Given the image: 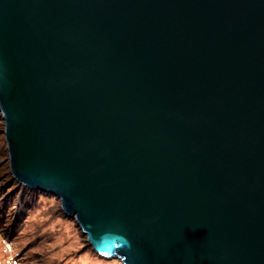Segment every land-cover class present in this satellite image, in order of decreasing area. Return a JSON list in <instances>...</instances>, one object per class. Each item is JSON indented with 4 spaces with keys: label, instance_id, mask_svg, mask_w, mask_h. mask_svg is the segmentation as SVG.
<instances>
[{
    "label": "water",
    "instance_id": "obj_1",
    "mask_svg": "<svg viewBox=\"0 0 264 264\" xmlns=\"http://www.w3.org/2000/svg\"><path fill=\"white\" fill-rule=\"evenodd\" d=\"M13 178L122 264H264V0H0Z\"/></svg>",
    "mask_w": 264,
    "mask_h": 264
},
{
    "label": "trees",
    "instance_id": "obj_2",
    "mask_svg": "<svg viewBox=\"0 0 264 264\" xmlns=\"http://www.w3.org/2000/svg\"><path fill=\"white\" fill-rule=\"evenodd\" d=\"M4 131L0 110V264H88L83 259L87 252L96 264L121 263L94 252L75 219L62 210L59 198L13 178ZM68 228L74 232V243L56 245V237Z\"/></svg>",
    "mask_w": 264,
    "mask_h": 264
},
{
    "label": "rangeland",
    "instance_id": "obj_3",
    "mask_svg": "<svg viewBox=\"0 0 264 264\" xmlns=\"http://www.w3.org/2000/svg\"><path fill=\"white\" fill-rule=\"evenodd\" d=\"M72 229H70V228H68V229H66V230H63L62 229V233H61V235H58L57 237H56V239H55V242H56V245H67L69 242V245H72V243H74L73 242V240L74 239H71L73 236H74V232H72L71 231ZM71 240V241H70ZM87 241V240H86ZM64 242H66L65 244H64ZM1 247V246H0ZM76 247H79V244H78V246H76ZM84 258V260L88 263V264H96L95 262H94V260L92 259V258H90L89 257V253L87 252L84 256H83ZM22 264H30V262L28 263V262H21ZM104 264H122V263H119V262H117V263H115V262H113V261H110V260H108L106 263H104Z\"/></svg>",
    "mask_w": 264,
    "mask_h": 264
}]
</instances>
